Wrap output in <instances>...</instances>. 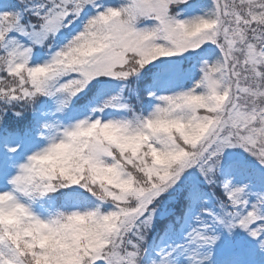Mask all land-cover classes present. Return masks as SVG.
<instances>
[{"label":"trees","instance_id":"1","mask_svg":"<svg viewBox=\"0 0 264 264\" xmlns=\"http://www.w3.org/2000/svg\"><path fill=\"white\" fill-rule=\"evenodd\" d=\"M62 1L0 0V165L4 153L16 150L21 139L39 141L43 136L44 123L38 121L37 115L51 112L55 101L53 89L58 85L52 80L40 82L34 71L37 63L50 57L54 39L40 46L30 44V53L20 59L19 50L28 44L18 28L28 32L40 29L63 8ZM74 1L79 8L91 11L86 0ZM235 1V11L240 14V8H244L250 19L244 25L251 23L240 44L239 59L246 77L239 81L249 87L252 101L247 104L257 106L258 130L254 136L264 140V64L259 57L264 47V0ZM133 7L130 0H115L102 4L100 9L108 8L132 29L144 27L140 32L158 37V24L148 17L135 19ZM169 11L177 23L186 26L185 35L191 37L211 31L220 8L213 0H186L172 3ZM206 36L208 46L183 57L158 39L147 54H128L127 63L116 70L112 79L101 78L79 97L65 102L69 120L99 108L97 113L103 123L79 132L68 157L50 155L30 179L29 196L51 213L54 232L50 238H43L38 224L29 217L0 216V264H91L90 240L119 225L128 211L126 205L137 204L138 192L164 185L162 195L152 207H165L168 211L162 217L137 222L141 240L133 246L126 245L132 252L125 264H155L148 255L158 243L163 242L168 249L189 246L191 233L199 225L203 227V241L197 244L207 245L205 255L215 254L225 263L237 259V264H259L263 243L254 241L253 236H264V212L253 220L245 214L241 217L244 202L255 199L249 193L242 195L240 188L246 192L248 188L255 189L259 193L255 204L264 207L262 169L251 161L226 157L184 165L194 156L232 88L224 55L212 44V33L206 32ZM172 60L178 63V73L186 78L165 91L169 85L160 83V79L173 72ZM206 77L214 90L206 86ZM161 93L165 96L162 101L158 98ZM117 100L126 105L121 115L111 112ZM182 101L191 109L179 113L177 109L185 107ZM95 141L107 153L94 155ZM225 167L233 170L231 177L238 188L235 199L223 190ZM176 178H181L177 185ZM167 182L174 183L173 191H166ZM237 214L240 215L236 217ZM249 222L250 229L245 226ZM69 226L78 233L80 245L72 243ZM246 235H252L251 242L234 256H217L220 248L232 247Z\"/></svg>","mask_w":264,"mask_h":264},{"label":"rangeland","instance_id":"2","mask_svg":"<svg viewBox=\"0 0 264 264\" xmlns=\"http://www.w3.org/2000/svg\"><path fill=\"white\" fill-rule=\"evenodd\" d=\"M115 0H86L87 7L99 13L102 4ZM134 6L133 15L136 17H148L158 24L159 36L153 37L151 34L140 32L144 27L132 29L128 23L122 21L114 12L105 10L103 21H98L100 25L91 31L87 27L80 33L78 28L82 21V10H79L77 2L74 0H63V8L54 13L46 23L38 30L25 31L18 28V32L27 44L40 46L44 41L54 39L55 42H63L52 53L51 57L37 63L34 67L36 77L39 81L48 82L52 80L58 85L53 89L55 101L51 113H38L37 118L44 123L43 136L39 141L21 139L20 147L13 153L5 154V162L0 166V216L20 213L28 215L34 219L41 229L43 238L48 239L53 235V225L50 214L41 205H38L29 196V184L31 177L39 170L44 159L56 154L60 157H68L74 146V139L79 132L87 130L90 126H100L102 123L99 111L91 110L79 119L69 120L66 110V101L74 100L81 93L90 87L95 81L112 79L117 73V69L127 63V55L130 53L147 54L152 49L151 44L156 40H161L169 47L176 50L178 57L193 55L201 48L209 45L206 32L212 33V44L223 53L228 67V72L232 81V88L229 97L223 107H219L217 115L207 134L197 146L194 156L188 158L185 167L195 164L198 160L213 159H239L256 163L264 172V140L262 137L256 138L254 132L256 127L257 106L248 105L252 101L248 94L249 87L244 86L239 81L245 78L243 65L240 63L242 49L240 44L249 32L250 22L246 17V10L240 8V14L235 10V0H213L220 8L218 20L211 31H201L195 35L186 36V26L177 23L172 17L169 6L172 3H180L186 0H130ZM91 11V12H92ZM242 22V23H241ZM242 24V27H241ZM194 26L191 27L193 31ZM75 30V31H74ZM66 31V32H65ZM155 38L154 41L146 37ZM159 44V43H157ZM156 44V45H157ZM30 48L24 47L19 50V58L23 59L28 55ZM89 51V54L86 52ZM201 52V50L199 51ZM85 55L82 57V55ZM203 57V55L201 56ZM260 59L264 64V48L260 50ZM33 63L35 64L34 60ZM173 72L167 77H162L160 83L175 88L177 84H182L186 76L178 73V63L174 60ZM206 86L214 90V85L209 77H206ZM244 86V87H242ZM174 90V89H173ZM164 94L158 97L164 100ZM156 96V100L158 99ZM184 99V98H183ZM184 102V103H182ZM185 107H179V113L191 109V106L182 101ZM179 105V104H178ZM126 105L119 100L115 101L111 112L121 115L125 112ZM94 155L100 156L107 153V149L95 141L92 144ZM188 168L186 169V171ZM233 170L224 169V190L229 195L237 197L234 180L230 174ZM185 174L183 173V177ZM181 178H176V184ZM166 191L175 188L174 183L166 185ZM165 185L163 186V188ZM161 186L149 192H138L136 194V205H126L128 210L119 225L113 230L103 231L90 240V247L93 250L90 254L91 264H125L132 250L126 245L133 246L134 242H140L141 235L137 233V222L151 220L162 217L167 213V209H155L153 202L162 195ZM242 195L250 194L251 199L242 208L247 218L253 220L257 214L264 212V207H259L255 202L259 198V193L248 188ZM258 193V194H257ZM247 196V195H246ZM252 199V200H253ZM76 209V214L78 213ZM81 214H79L80 216ZM251 222L245 224L246 228ZM71 241L74 245L81 244V239L77 240L78 233L71 226L67 228ZM255 236V240L262 242L260 251L261 263L264 264V236ZM140 236V237H139ZM189 246L171 249L160 243L150 254L152 263L165 262V264H236L232 260L228 263L220 261L215 254L205 255V245L197 244L203 241V227L199 225L196 232L191 233ZM252 235H246L240 242H236L232 247H222L216 253L217 256H234L241 247L251 242ZM108 243L105 245V242ZM79 244V245H80ZM196 244V245H195ZM85 264V262H84Z\"/></svg>","mask_w":264,"mask_h":264}]
</instances>
